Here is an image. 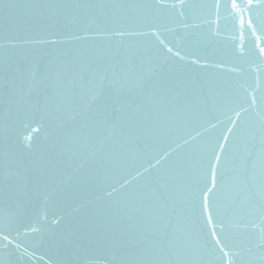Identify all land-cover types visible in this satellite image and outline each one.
<instances>
[{"label": "water", "instance_id": "1", "mask_svg": "<svg viewBox=\"0 0 264 264\" xmlns=\"http://www.w3.org/2000/svg\"><path fill=\"white\" fill-rule=\"evenodd\" d=\"M0 264H264V0H0Z\"/></svg>", "mask_w": 264, "mask_h": 264}, {"label": "snow or ice", "instance_id": "2", "mask_svg": "<svg viewBox=\"0 0 264 264\" xmlns=\"http://www.w3.org/2000/svg\"><path fill=\"white\" fill-rule=\"evenodd\" d=\"M96 99V97H93V100H95Z\"/></svg>", "mask_w": 264, "mask_h": 264}]
</instances>
